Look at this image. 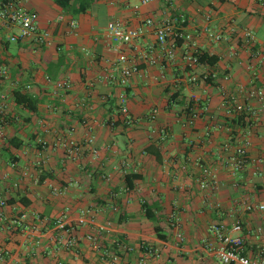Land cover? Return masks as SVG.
<instances>
[{
    "label": "crops",
    "instance_id": "0c3cea01",
    "mask_svg": "<svg viewBox=\"0 0 264 264\" xmlns=\"http://www.w3.org/2000/svg\"><path fill=\"white\" fill-rule=\"evenodd\" d=\"M23 1L51 44L9 43L6 37L15 30L0 20L9 142L0 143V197L6 201L0 208V249L6 252L0 264H113L112 255L116 264H219L204 244H215L209 227L230 229L236 222L249 256L264 246V211L243 207L264 205V167L235 170L232 164L240 146L249 161L264 164V98L247 97L251 88L264 89L262 0ZM178 15L194 31L198 54L215 57L214 65L189 67L181 41L172 60L159 53L154 27L144 22ZM110 21L142 34L115 44L106 34ZM206 27L224 39L209 40ZM234 28L251 31L250 48ZM120 54L139 69L125 88L104 80ZM146 55L156 62L149 64ZM192 75L194 83L188 81ZM60 81L70 88L56 90ZM120 93L134 121L130 126L119 113ZM38 139L46 142L43 162L36 155ZM67 139L78 148L73 158L63 148ZM123 161L127 166L121 167ZM202 166L213 175L204 190ZM80 209H90L95 225L109 224V231L98 235L94 226L76 227L77 246L66 250L53 222L68 211L74 225ZM88 234L97 236V248Z\"/></svg>",
    "mask_w": 264,
    "mask_h": 264
},
{
    "label": "built area",
    "instance_id": "2783aa9c",
    "mask_svg": "<svg viewBox=\"0 0 264 264\" xmlns=\"http://www.w3.org/2000/svg\"><path fill=\"white\" fill-rule=\"evenodd\" d=\"M155 0H141L143 4L152 2ZM264 4V0H262ZM0 20L6 28L13 29L15 32L10 33L6 37V41L9 43L17 42H31L35 46H49L51 44V35L48 31L40 30L37 22V15L28 11L24 6L23 0H3L0 2ZM145 26H153L154 33L156 37V45L158 47L159 53L166 57L168 60L174 58V52L176 48V42L181 41L186 52L184 59L189 67L195 66L198 63L197 56L199 55L195 49V34L194 31H187L185 25H187V19L183 15H178L174 19H165L158 24H155L153 20L147 19L144 22ZM71 30L76 28L74 22L70 23ZM232 31H236V36L242 41L245 47L250 48L252 46L253 35L251 31L245 28H240L236 30L234 28ZM206 37L213 42H220L224 39L223 35L218 32H214L209 28L204 29ZM106 34L108 38L115 44H130L133 40L138 39L142 34V29H126L119 21H110L106 26ZM171 35L172 39L169 42L168 36ZM147 58L149 64H154L155 58L144 56ZM116 73H115V72ZM139 71L138 67L130 62L124 54H120L114 66L111 68L109 73L104 77L105 82L110 84H115L121 88H125L131 77H133ZM253 75H256L253 72ZM0 77L6 79L8 77L5 68L0 69ZM48 80V79H47ZM196 77L194 75L188 77V81L191 83L196 82ZM56 90L67 91L70 88L68 81H60L55 84ZM28 88V86L26 87ZM247 97L250 99H258L259 101L264 98L263 88H251L247 91ZM6 99L7 96L0 90V143H9L5 136L4 128L7 126V121L5 119V109H6ZM119 113L123 118V123L127 126L133 124V118L131 117L127 104L126 96L124 93H120L117 97ZM231 100V99H230ZM189 108V107H188ZM251 115L254 116V111H250ZM156 112L152 111L150 118L155 117ZM195 115H192V119ZM192 119L190 121L192 122ZM62 139H58L56 143H62ZM39 144L38 150H36V155L39 157L40 161H44L43 151L46 147V142L43 139H38ZM60 145V144H59ZM63 148L65 150L66 156L68 158H73L78 151L72 139H67L64 141ZM97 152L92 150V155L95 157ZM232 164L235 170L244 169L247 164L260 167L264 164L260 160L249 161L245 148L243 146L236 147L234 152V157L232 159ZM251 162V163H250ZM127 162L123 161L121 167H125ZM213 175L208 167H200V180L199 188L204 190L208 187L209 183H212ZM6 205V201L0 197V208ZM246 211L258 210L264 211V205L260 204L258 206H252L250 204H243ZM116 210L115 207L112 209ZM68 211L62 213L57 217L53 224L55 229L58 231V238L62 240L63 247L66 250L75 249L77 246L78 238L74 235L76 227L90 225L95 227V231L98 235L107 233L109 231V224L95 225V219L91 215L90 209H80L78 211V217L76 223L69 224ZM171 226L175 229H179L178 219L172 215L170 217ZM11 224L18 226V221L12 220ZM209 231L215 241L212 245L205 242V247L212 250L215 259L219 264H264V246L257 245L255 254L249 256L246 253V243L242 236V226L240 222H236L230 229H226L225 226L220 224L211 225ZM85 238L92 244L94 248L98 246L97 236L93 234H88ZM175 238L178 242L183 240L180 232H176ZM126 252L132 251L131 247H124ZM6 254L4 250L0 249V256ZM113 264L117 263V257L112 255L110 257ZM140 264H145L144 260L140 261Z\"/></svg>",
    "mask_w": 264,
    "mask_h": 264
},
{
    "label": "trees",
    "instance_id": "16d2710c",
    "mask_svg": "<svg viewBox=\"0 0 264 264\" xmlns=\"http://www.w3.org/2000/svg\"><path fill=\"white\" fill-rule=\"evenodd\" d=\"M197 60L199 64H209V65H214L217 62V59L215 57L208 56L206 54H199L197 56ZM17 93H15V96ZM190 107V106H188ZM150 218V217H149Z\"/></svg>",
    "mask_w": 264,
    "mask_h": 264
}]
</instances>
